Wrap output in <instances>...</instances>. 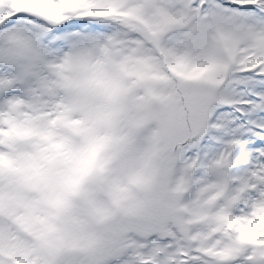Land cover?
Listing matches in <instances>:
<instances>
[{"label":"snow or ice","instance_id":"6c2138e0","mask_svg":"<svg viewBox=\"0 0 264 264\" xmlns=\"http://www.w3.org/2000/svg\"><path fill=\"white\" fill-rule=\"evenodd\" d=\"M0 264H264V0H0Z\"/></svg>","mask_w":264,"mask_h":264}]
</instances>
